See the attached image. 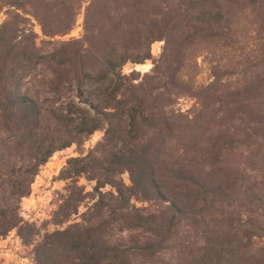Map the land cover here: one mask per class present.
Masks as SVG:
<instances>
[{"label":"trees","instance_id":"1","mask_svg":"<svg viewBox=\"0 0 264 264\" xmlns=\"http://www.w3.org/2000/svg\"><path fill=\"white\" fill-rule=\"evenodd\" d=\"M71 145L48 230L21 201ZM11 232L31 264H264V0H0Z\"/></svg>","mask_w":264,"mask_h":264},{"label":"rangeland","instance_id":"2","mask_svg":"<svg viewBox=\"0 0 264 264\" xmlns=\"http://www.w3.org/2000/svg\"><path fill=\"white\" fill-rule=\"evenodd\" d=\"M81 15L78 17L74 29L71 31L70 35L76 36L81 31ZM55 43H49L45 45L46 49L53 47ZM162 42H154L151 44L150 49L153 56H156L161 48ZM199 73L196 76V83L203 84L209 80V71L207 62L199 58ZM150 61H146L144 64L131 65L128 64L124 67V70H128L133 67L140 71H146L150 68ZM193 100L190 98H184L179 101L178 107L181 109H187L191 106ZM101 132H94L83 144V151H86L88 148L92 147L101 137ZM79 150L75 145H71L65 149L56 151L49 160L40 167L37 175L34 178L33 183L31 184V192L27 197H24L21 201V215L24 219L28 221L35 222L37 225L45 226V229L53 230L55 225L50 222L52 212L56 208V199L57 192L62 191L65 184L64 181L57 180L56 176L59 170L65 163V160L70 156L78 155ZM123 180L128 183V175L124 173L122 175ZM79 183H86L83 178L79 180ZM89 189V186H87ZM82 211L83 208H80ZM77 220V218L70 219L68 222L64 223L63 226ZM10 235V234H9ZM7 235V236H9ZM15 234L12 233V237ZM6 236V237H7ZM16 236V235H15ZM5 237V238H6ZM18 238V237H17ZM10 241V240H9ZM12 244L13 249H9V255L12 254L16 256V261H10L8 264H31L32 263V252L31 246H25L21 243L20 239L15 242H8L4 249H8ZM4 252L0 257H4Z\"/></svg>","mask_w":264,"mask_h":264},{"label":"crops","instance_id":"3","mask_svg":"<svg viewBox=\"0 0 264 264\" xmlns=\"http://www.w3.org/2000/svg\"><path fill=\"white\" fill-rule=\"evenodd\" d=\"M12 233L13 232H11L10 235L7 236L6 238L0 240V256L4 252V255H3L4 257H0V264H8L10 261H16L17 260L16 256L14 257L12 254L9 255V249H13L12 244L9 246L8 249H4L5 246L8 244V242H15L16 243L18 241V238L15 235L13 236V238H11Z\"/></svg>","mask_w":264,"mask_h":264}]
</instances>
